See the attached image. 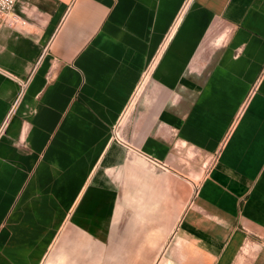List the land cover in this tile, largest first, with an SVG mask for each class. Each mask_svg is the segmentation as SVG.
Masks as SVG:
<instances>
[{"label": "crops", "instance_id": "0c3cea01", "mask_svg": "<svg viewBox=\"0 0 264 264\" xmlns=\"http://www.w3.org/2000/svg\"><path fill=\"white\" fill-rule=\"evenodd\" d=\"M15 19H0V264H43L66 230L111 264L130 176L168 220L148 213L123 264L172 233L236 264L264 236V0H20Z\"/></svg>", "mask_w": 264, "mask_h": 264}, {"label": "rangeland", "instance_id": "374dc122", "mask_svg": "<svg viewBox=\"0 0 264 264\" xmlns=\"http://www.w3.org/2000/svg\"><path fill=\"white\" fill-rule=\"evenodd\" d=\"M139 162L145 164L141 159ZM202 178L203 176L191 178L193 195L196 193ZM186 180L190 181V179ZM128 187V207L122 222L119 224V229L114 232L111 240L102 241L107 250L111 246L110 244L113 243L114 248L112 249L113 252H111V258L114 259L111 261V264H114V262L118 263L120 260H123L122 264L125 261L127 263L129 258L135 257L139 246L147 244L145 241V225L149 227V224L146 223V218L149 216L148 213L155 209L156 211H160L162 215L157 219L161 222L159 224L161 226L168 220L167 217H164L160 208H143L141 206L144 201L138 200L139 195H142V193L137 192L138 186L135 176L132 178L130 176ZM138 204L141 205L138 206ZM184 210L186 208L183 207V203L178 199L175 208L170 212L172 214L170 216L172 224L174 218L177 221ZM159 225H155V228H158ZM122 236L125 238H121ZM128 236L129 238H127ZM251 236L250 240L241 249L236 264H264V236H260L259 234H251ZM89 242V239L83 234L73 230H66L65 234L56 240L43 264H104L103 258L99 260V256L93 255L94 251L92 252L89 249L90 245L94 248L96 246L95 243L92 242L91 244ZM149 243L151 242L149 241ZM157 246L156 254H154L150 264H204L203 256L195 252L190 246L179 242L173 233L169 239H159Z\"/></svg>", "mask_w": 264, "mask_h": 264}, {"label": "built area", "instance_id": "2783aa9c", "mask_svg": "<svg viewBox=\"0 0 264 264\" xmlns=\"http://www.w3.org/2000/svg\"><path fill=\"white\" fill-rule=\"evenodd\" d=\"M19 2L20 0H0V19L3 23L14 24L16 22L15 8ZM114 138L118 143L122 145H128L125 141L120 138V134L118 132L117 127H114ZM145 158L152 164L161 168H165V166L159 161L147 156H145Z\"/></svg>", "mask_w": 264, "mask_h": 264}]
</instances>
